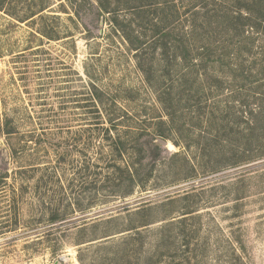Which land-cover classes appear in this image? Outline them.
Returning a JSON list of instances; mask_svg holds the SVG:
<instances>
[{
  "label": "rangeland",
  "instance_id": "1",
  "mask_svg": "<svg viewBox=\"0 0 264 264\" xmlns=\"http://www.w3.org/2000/svg\"><path fill=\"white\" fill-rule=\"evenodd\" d=\"M76 2L75 14L69 0H0V264H264V72L254 56L244 63L261 84H245L254 92L238 91L218 60L194 77L175 58L180 2L158 33L152 13L120 6L151 86L96 0ZM184 43L193 57V36ZM111 112L121 157L106 139L117 131L101 127ZM137 159L143 187L120 196L113 164Z\"/></svg>",
  "mask_w": 264,
  "mask_h": 264
},
{
  "label": "trees",
  "instance_id": "2",
  "mask_svg": "<svg viewBox=\"0 0 264 264\" xmlns=\"http://www.w3.org/2000/svg\"><path fill=\"white\" fill-rule=\"evenodd\" d=\"M176 1L182 5L181 9L183 10H180V12L178 10L180 7H176L178 6ZM69 3L74 8L75 14L78 13V2L69 0ZM96 4L100 14L103 17L106 15L111 22L119 27L117 30L119 29L118 31L122 32V36L130 48L137 50L135 52L137 68L142 73L145 82L151 86L156 85L154 82L156 79L153 77L152 67L145 68L143 65L144 58L142 53H139V51H144L140 50L142 41L139 40V36L131 27V22H128V24L118 22L117 14L120 6L131 11L139 19L145 13H152L151 19L154 21L152 26L157 33L168 16L166 13L171 7H176V19L180 24L179 33L182 34L179 42L183 49V51L176 52L175 55V58L180 61L179 64L185 66L193 63L194 77H201L207 75L204 71L209 68L210 62L218 60L222 62L221 68L228 71L232 84L238 83L240 85L237 88L238 91L247 89L248 92H254V87L249 86V88H246L244 87L245 84H259V80L255 79L256 74H253L250 69H246L244 63L245 55H252L254 57L251 58V61L254 66L258 67L259 74L264 72V0H96ZM187 13L189 14L185 16ZM192 20L193 26L191 24ZM131 34H134L133 37H131ZM189 35L193 36V57L190 56V53H187L189 48L184 43L185 38ZM162 37L167 40L168 35L164 34ZM161 38L158 37L154 40L158 42L155 46L159 45L158 47H161L163 53H165L167 41L160 42ZM176 39H178V36ZM157 93V99L159 100L161 94L160 92ZM250 97L251 101L260 99L256 93ZM246 98L244 99V107L249 109L253 106L251 101L246 100ZM246 108H244V111H246ZM248 111L252 113L254 108H250ZM111 115L105 117L109 125L105 127L102 124L101 127H103L102 129L106 134L112 129L117 131L115 138L110 136L106 139L111 141V144H109L111 151H116L118 156L121 157L122 152L119 145L123 146L126 139L121 140L122 137L117 130L121 125L120 117L115 116L113 112H111ZM128 134H130V131L125 132L124 138H127L126 135ZM140 145L138 144L139 149H141ZM129 148L134 149V146ZM137 160V162L131 164L125 162L122 167L113 164L115 171H121V175L115 179L114 184V191L118 195L124 197L132 194L136 188L143 187L144 179L139 176L140 169L138 168L142 164L140 159ZM7 169L2 175L0 174V186L4 191L8 188L6 178L9 176V171ZM123 174L125 175L123 176ZM12 192L15 193L14 190ZM51 220L54 219L51 218Z\"/></svg>",
  "mask_w": 264,
  "mask_h": 264
},
{
  "label": "water",
  "instance_id": "3",
  "mask_svg": "<svg viewBox=\"0 0 264 264\" xmlns=\"http://www.w3.org/2000/svg\"><path fill=\"white\" fill-rule=\"evenodd\" d=\"M63 257L60 258V260H62ZM59 263V260H55L53 264H58Z\"/></svg>",
  "mask_w": 264,
  "mask_h": 264
}]
</instances>
